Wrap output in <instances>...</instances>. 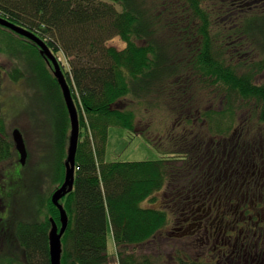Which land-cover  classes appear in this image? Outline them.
I'll use <instances>...</instances> for the list:
<instances>
[{
	"label": "trees",
	"instance_id": "16d2710c",
	"mask_svg": "<svg viewBox=\"0 0 264 264\" xmlns=\"http://www.w3.org/2000/svg\"><path fill=\"white\" fill-rule=\"evenodd\" d=\"M0 16L35 32L57 56L69 60L70 70L63 71L78 107L80 137L75 188L61 200L69 216L62 264H109V226L119 264H155L147 256L138 259L129 247L149 242L167 226L165 210L144 204L157 201L175 167L166 157L106 161L109 129L134 131L136 126L135 111L116 105L131 98L148 109L164 105L178 110L192 106L200 91L220 86L225 107L202 113L210 133L230 132L239 100L255 101L264 123V82L257 83L264 74V0H0ZM10 37L6 46L28 62L40 60L61 91L39 47L24 37ZM115 37L126 43L124 50L107 46ZM24 67L23 62L8 75L14 81L26 77ZM5 75L0 65V97ZM60 96L66 143L70 120ZM11 147L0 98V161L12 156ZM65 151L55 175L49 176L53 192L64 182ZM52 193L33 220L18 221L15 236L22 253L12 263L0 257V264H51V218L60 225Z\"/></svg>",
	"mask_w": 264,
	"mask_h": 264
},
{
	"label": "rangeland",
	"instance_id": "374dc122",
	"mask_svg": "<svg viewBox=\"0 0 264 264\" xmlns=\"http://www.w3.org/2000/svg\"><path fill=\"white\" fill-rule=\"evenodd\" d=\"M15 34L0 28V65L4 67L6 73L0 98L2 111L7 116L11 133L15 128L24 132L29 158L26 160L27 164L22 165L19 164L17 156L15 159L17 165L6 174L9 182L7 181L5 188H0V194L14 209L11 211L14 212V218L26 221L33 220L32 216L40 209L45 196L48 197L53 192V180L49 176L55 175L64 158V150L67 158L69 139L65 143L67 120L60 96L62 91H58L40 60L28 62L25 55L13 50L14 47L6 46L7 40L11 39L10 35L14 39L23 40L22 36ZM107 46L124 50L127 45L120 37H115L107 42ZM8 50L13 51L10 54ZM58 55L64 69L69 71V60L62 53ZM23 62L25 63L23 70L27 72L26 77H21L17 81L12 80L8 75L9 72L14 68H21ZM263 82L264 74L257 79L258 84ZM200 92L195 96L192 106L178 110L164 105L148 109L136 104L131 98H126L116 105L121 109L135 111L136 126L134 131L122 127L109 129L106 161L135 162L166 157L175 167L180 166L179 159L183 157L194 161L202 159L205 155L209 160L211 158L209 149L212 147L222 149L233 146L235 153L239 155H243L244 152L258 155L259 150L264 151V123L260 120L255 101L239 100L236 103L235 121L231 125L230 132L224 136L215 135L210 133L202 113L210 109L217 111L223 109L226 95L220 86ZM249 143H251L250 147H248ZM254 144L256 147H253ZM165 195L164 191L156 194L157 201L146 202L144 206L164 209L173 222L175 213L167 207ZM172 227L173 225L164 227L152 240L143 245L129 247V253L136 255L140 260L147 256L155 264H181L179 255L185 251L190 255V262L184 264H196L192 261H195L198 248L191 246L192 254L186 251L184 242L189 241L186 238L180 239L178 235L175 236L171 232ZM108 237L109 264H119L110 226ZM8 238L10 237L4 235L6 241ZM13 248H16L13 250L14 254L15 251L18 254L17 242Z\"/></svg>",
	"mask_w": 264,
	"mask_h": 264
},
{
	"label": "flooded vegetation",
	"instance_id": "af4514ba",
	"mask_svg": "<svg viewBox=\"0 0 264 264\" xmlns=\"http://www.w3.org/2000/svg\"><path fill=\"white\" fill-rule=\"evenodd\" d=\"M12 142V156L0 161L1 189L9 182L6 174L15 169L17 156L20 164L13 137ZM209 150V160L205 155L194 161L183 157L172 170L162 190L167 207L175 213L173 222L168 215L167 226L173 225L171 232L189 241L184 242L186 251L192 254L190 247L198 248L192 263L264 264V151L239 155L233 146ZM12 210L0 194V257L11 263L16 257L17 223L25 222L14 218ZM4 235L10 238L6 241ZM179 256L181 264L190 262L187 252Z\"/></svg>",
	"mask_w": 264,
	"mask_h": 264
},
{
	"label": "water",
	"instance_id": "95a60500",
	"mask_svg": "<svg viewBox=\"0 0 264 264\" xmlns=\"http://www.w3.org/2000/svg\"><path fill=\"white\" fill-rule=\"evenodd\" d=\"M0 26L5 27L12 32L32 41L39 47L40 54L43 56L48 66L52 69L53 75L59 84L67 108L71 132L69 137L67 158L65 161V178L63 184L52 195V203L60 213L61 227H59L56 221L51 218V228L49 231L50 262L51 264H62V237L68 228L69 216L63 204L61 203V200L67 194L71 193L75 188L76 155L80 137V119L78 107L74 100L65 72L63 71L61 62L57 55L46 43V41L30 29H27L21 25H17L2 16H0ZM12 136L16 144L17 152L20 155V162L24 165L28 156V150L24 136L19 129H15L12 132Z\"/></svg>",
	"mask_w": 264,
	"mask_h": 264
}]
</instances>
